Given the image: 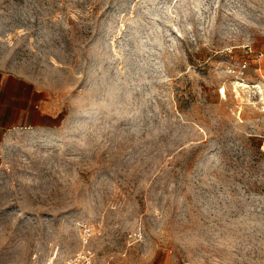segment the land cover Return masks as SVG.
I'll return each mask as SVG.
<instances>
[{"label": "rangeland", "instance_id": "374dc122", "mask_svg": "<svg viewBox=\"0 0 264 264\" xmlns=\"http://www.w3.org/2000/svg\"><path fill=\"white\" fill-rule=\"evenodd\" d=\"M0 69V264H264V0H0Z\"/></svg>", "mask_w": 264, "mask_h": 264}, {"label": "crops", "instance_id": "0c3cea01", "mask_svg": "<svg viewBox=\"0 0 264 264\" xmlns=\"http://www.w3.org/2000/svg\"><path fill=\"white\" fill-rule=\"evenodd\" d=\"M55 117L30 79L0 69V135L22 126H48Z\"/></svg>", "mask_w": 264, "mask_h": 264}, {"label": "built area", "instance_id": "2783aa9c", "mask_svg": "<svg viewBox=\"0 0 264 264\" xmlns=\"http://www.w3.org/2000/svg\"><path fill=\"white\" fill-rule=\"evenodd\" d=\"M89 234V228L82 226V239L85 242ZM44 264H94L92 255L83 250L78 251L72 256L57 259L50 257Z\"/></svg>", "mask_w": 264, "mask_h": 264}, {"label": "bare ground", "instance_id": "6f19581e", "mask_svg": "<svg viewBox=\"0 0 264 264\" xmlns=\"http://www.w3.org/2000/svg\"><path fill=\"white\" fill-rule=\"evenodd\" d=\"M244 86H250L248 83H245Z\"/></svg>", "mask_w": 264, "mask_h": 264}]
</instances>
